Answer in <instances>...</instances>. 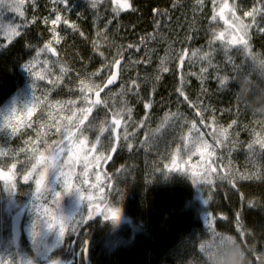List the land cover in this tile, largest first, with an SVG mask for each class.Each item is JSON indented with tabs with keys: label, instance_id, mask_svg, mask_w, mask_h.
Here are the masks:
<instances>
[{
	"label": "trees",
	"instance_id": "trees-1",
	"mask_svg": "<svg viewBox=\"0 0 264 264\" xmlns=\"http://www.w3.org/2000/svg\"><path fill=\"white\" fill-rule=\"evenodd\" d=\"M67 2L25 0L20 33L0 51V110L18 92H35L30 119L4 145L14 161L29 158L31 169L42 154L43 165L55 156L78 167L86 145L100 146L101 140L108 160L113 121L121 122L117 149L105 163L106 204L118 208L121 219L83 222L91 226H81L76 238L72 231L66 235L61 260L219 264L209 246L220 236L233 245L243 242L251 264H264V0H240L237 12L249 16L229 23L210 9L195 10L198 0H98L96 8L92 0ZM56 15L61 21L52 25ZM240 24L246 26L248 52L227 44L231 32L243 35ZM185 28L187 36L180 33ZM221 32L223 41L214 40ZM146 47L156 49L150 58ZM206 52L211 66L202 59ZM38 60L50 80L28 74L25 66ZM126 64L132 65L127 81L109 85ZM192 126L212 151L195 184L187 166L179 167L181 175L170 171L178 165L172 147L183 143ZM11 165L0 161V170ZM0 189L1 200L3 183ZM1 218L0 205V232L10 242L9 218ZM21 256L33 260L25 250Z\"/></svg>",
	"mask_w": 264,
	"mask_h": 264
},
{
	"label": "rangeland",
	"instance_id": "rangeland-1",
	"mask_svg": "<svg viewBox=\"0 0 264 264\" xmlns=\"http://www.w3.org/2000/svg\"><path fill=\"white\" fill-rule=\"evenodd\" d=\"M24 1L2 0L0 3V51L17 36V34L10 31V28H14L16 32L20 33V26L23 22V15L20 13H23ZM17 3L21 4L19 11L11 7V5ZM224 3L225 0H200L199 3L196 2L195 10L210 9L212 13L216 14L218 11V16L223 17L221 19L227 23L231 19L240 22V18L243 19V17L238 13L239 10L237 12L236 6L243 8L242 3L238 0H227L228 8L221 14L220 9ZM244 15L246 16V13ZM252 23L256 25L254 19ZM185 30L180 33H183L184 36L189 35V29L185 28ZM237 33V30L231 32L228 39H233ZM145 51L150 58V55L156 49L146 47ZM26 70L29 75L38 74L41 75L42 79L50 80L49 72L46 71L44 62L41 60L33 61L26 67ZM131 71L132 65L130 64H126L121 69L117 68L112 80L115 84L119 80L127 81ZM31 93L25 90L18 92L0 110V134L3 137L0 142V161L4 162L5 165L12 164L3 169L12 178L0 182L3 183L5 192V194L3 192L4 195L1 196L0 200L1 219L6 222L8 218L10 221L15 213L23 212L25 214L21 227L23 246L20 245L16 250L13 249L15 245L12 242L11 235L9 242L5 232H0V264H68L61 260L66 252V235L72 231L75 238L79 236V229L87 218L88 207L90 205L101 207L105 202L108 182L103 173V168L108 160L107 156L102 154L104 141H100V146L87 144L84 159L77 161L78 167L67 159L56 160L54 167L46 172L44 187H42L40 193H37L35 179L38 178V172L33 167L29 169V158H25L21 162L14 161L12 155L4 148L6 143L15 139L21 132V128H24V125L30 119L34 104L32 98L35 92ZM29 110H31V114H29ZM122 132L119 130L118 139ZM200 138L203 140L201 131L196 126H192L191 130L186 133L183 143L180 145L175 144L172 147V155L176 157L179 167L187 166L193 175L197 177L204 173V164L212 154L204 140L201 144L196 143ZM123 139L125 138L123 137ZM33 151H36L35 146L31 147V152ZM16 162L17 165H15ZM43 163L44 158L40 154L39 163L37 164L39 171L44 170L45 165ZM61 170L65 174L64 176H61ZM76 171L77 175L74 174ZM176 173L181 175L180 170H177ZM25 176L30 178L26 181ZM65 179L71 183V189L65 188ZM55 193H60V196L56 197ZM197 196L201 198L199 191ZM57 200L58 203L55 202ZM45 210L57 219L59 217L64 219L66 226L63 234H60L58 225L54 224L53 228H49L43 221L49 219ZM105 213H107V210ZM103 219H105L104 215ZM118 219H121L120 214ZM232 245L233 243L224 237L217 236L213 238L209 246L210 257L214 262L218 261L219 264H226ZM24 250L29 256L33 257V260L21 256V252ZM49 257H53V260L47 262Z\"/></svg>",
	"mask_w": 264,
	"mask_h": 264
},
{
	"label": "snow or ice",
	"instance_id": "snow-or-ice-1",
	"mask_svg": "<svg viewBox=\"0 0 264 264\" xmlns=\"http://www.w3.org/2000/svg\"><path fill=\"white\" fill-rule=\"evenodd\" d=\"M60 2L61 3H64L65 5H68L67 0H60ZM97 2H98V0H92L91 7L92 8H96L97 7ZM199 2H200V0H198V3ZM11 7H13L16 11H19V9L21 7V4L20 3H17V4H14V5H11ZM128 7H130V5H128ZM226 8H228L227 0H225V3L223 4V6L220 9L221 14L224 12V10ZM132 10L135 11L134 8ZM20 14L23 15V13H20ZM246 15H248V13H246ZM221 18H223V17H221ZM253 19L255 20L254 17H253ZM60 21H61V16L60 15H56L55 19H52L51 20V24L52 25H57L58 22H60ZM45 22L47 23V18H46ZM64 23L65 24H69V22L66 19L64 20ZM69 26L70 27H75L74 25H69ZM238 27L240 28V30L243 33V35H241V36H235L233 39L228 40L227 41V44L228 45H233V46H242L243 47V50L245 52H248V50H249V43H248V40L245 38V37H247V32L245 30L246 26H244L243 24H240V25H238ZM10 31L13 32V33H15V34H17V35L19 34L18 32H16V29H14V28H10ZM52 32H53V35L55 37L56 36V30H55V28L52 29ZM56 38H57V43H59L60 38L59 37H56ZM213 39L214 40H221V41H223V39H224V33L221 32L218 35L217 34H213ZM212 43H213V41H209V45L210 46L212 45ZM131 47H132V45H129V48H131ZM44 48L45 49H48L49 51H52L53 53L55 52V50L52 49V48H50L48 44H45L44 45ZM43 50L44 49H41V51H43ZM193 55H196V53H193ZM209 56H210V53H207L206 52V53H204L202 59L208 60V64H209V66H211L212 61L209 59ZM252 59H253V63H256L257 62V60H256L255 57H252ZM115 63H116V61H115ZM259 63L262 66H264V59H261L259 61ZM117 64H120V61L119 60H118V63ZM25 67H28V66L26 65ZM164 71H167V69H164ZM201 71L202 72H205V71H207V69L206 68H202ZM110 75H111V72H110ZM227 80H228V77L220 78L219 79L220 85L221 86H224ZM81 83L83 84V81ZM113 83H114V80H112L108 84L111 85ZM81 91H83V88L81 89ZM177 91L180 92V95L181 96H185V94H184V92H183L182 89H177ZM187 99H188V97L185 96V100H187ZM148 107H150V103L149 104H145V108H148ZM129 111H131V110H129ZM29 114H31V110H29ZM115 121L118 122V123H120V120L119 119H117ZM101 131H103V129H101ZM202 141H203L202 138H200V139H198L196 141V143H200L201 144ZM80 143L82 145L83 144V141H81ZM261 146L264 147V144H262ZM55 159H56V157L53 156L52 157V163H49V162L46 161L43 171H39V169H37V165L36 164H33L32 165L33 169H36L37 172H38V178L35 179L37 193H40L42 187H44V180H45L46 172L50 168L54 167ZM173 160L175 161V158H173ZM164 167L165 168H168V165H165ZM177 170H180L179 165H176L175 162H174L173 163V167L170 169V171H177ZM64 175L65 174L61 170V176H64ZM206 177H207V181L206 182L207 183H211V180L208 178V176H206ZM0 178H5L6 180H10V177H7L6 174H4V173H0ZM29 178H30L29 176H25V180L26 181ZM191 179H192V182L195 184L197 182V180L199 179V177L193 175V176H191ZM64 186H65L66 189H71L72 188L71 183H69L67 179H65V181H64ZM54 195L56 197H59L60 196V193H55ZM55 202L58 203V200L55 201ZM205 203H208V201L205 200ZM90 207H91V205H90ZM45 211L47 213V210H45ZM47 215L49 216V219L46 220V221L43 220L47 224V226L49 228H53L54 227V224L55 225H58V230H59L60 234H63L65 232V226H66V222L64 221V219L62 217H59L57 219L56 217L52 216L51 213H47ZM100 215H104V218L105 219L116 220L119 217V209L118 208H108L107 209V213L100 212ZM90 218H92V213L91 212H89V215H88V219H90Z\"/></svg>",
	"mask_w": 264,
	"mask_h": 264
},
{
	"label": "water",
	"instance_id": "water-1",
	"mask_svg": "<svg viewBox=\"0 0 264 264\" xmlns=\"http://www.w3.org/2000/svg\"><path fill=\"white\" fill-rule=\"evenodd\" d=\"M114 124H115V130H114V137H115V145H114V148L112 150V153H111V156L107 162V164H109V162L111 161L116 149H117V146H118V132H119V128H120V125L121 123H118V122H115L113 121ZM0 173H4L6 174L7 177H11L10 174L4 172L3 170H0ZM6 179L5 178H0V182L1 181H5ZM100 214V210L98 211V215ZM23 220H24V213L23 212H18V213H15L12 217H11V220H10V235H11V239L14 243V245H18L19 241L21 240V237H22V231H21V227H22V223H23Z\"/></svg>",
	"mask_w": 264,
	"mask_h": 264
},
{
	"label": "clouds",
	"instance_id": "clouds-1",
	"mask_svg": "<svg viewBox=\"0 0 264 264\" xmlns=\"http://www.w3.org/2000/svg\"><path fill=\"white\" fill-rule=\"evenodd\" d=\"M252 259L253 257L246 251L244 243L237 241L228 253L226 264H251Z\"/></svg>",
	"mask_w": 264,
	"mask_h": 264
},
{
	"label": "flooded vegetation",
	"instance_id": "flooded-vegetation-1",
	"mask_svg": "<svg viewBox=\"0 0 264 264\" xmlns=\"http://www.w3.org/2000/svg\"><path fill=\"white\" fill-rule=\"evenodd\" d=\"M105 167H106V165L103 168L104 175H105ZM107 208H108V206L106 204V194H105V202H104L103 206H101V207H98V206L88 207L87 218H86L85 221L89 222L91 225L99 224V223H102V224L105 223L106 220L103 219V215H100V214L98 215V211L100 210V212H105L107 210ZM89 212L92 213V218H90V219H88ZM90 224L85 225V226L82 225V228L83 229H87V228H89L91 226Z\"/></svg>",
	"mask_w": 264,
	"mask_h": 264
},
{
	"label": "bare ground",
	"instance_id": "bare-ground-1",
	"mask_svg": "<svg viewBox=\"0 0 264 264\" xmlns=\"http://www.w3.org/2000/svg\"><path fill=\"white\" fill-rule=\"evenodd\" d=\"M238 2H240V0H238ZM245 13H248V15H244ZM244 14H242L241 15V17H243V19H246V18H248V16H249V12H245ZM217 15H219V12L217 11ZM223 21H225V20H223ZM226 22V21H225ZM227 23V22H226Z\"/></svg>",
	"mask_w": 264,
	"mask_h": 264
}]
</instances>
